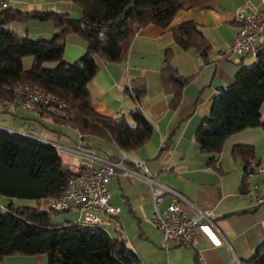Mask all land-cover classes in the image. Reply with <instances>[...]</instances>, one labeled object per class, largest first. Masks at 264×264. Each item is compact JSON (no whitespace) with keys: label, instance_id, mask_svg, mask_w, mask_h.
Here are the masks:
<instances>
[{"label":"trees","instance_id":"trees-1","mask_svg":"<svg viewBox=\"0 0 264 264\" xmlns=\"http://www.w3.org/2000/svg\"><path fill=\"white\" fill-rule=\"evenodd\" d=\"M66 1L78 6L79 17L54 11H22L11 6L0 12V101L5 110L17 108L15 87L19 83L38 86L68 105L61 108L39 104L36 110H28L36 111L37 117L29 118L27 124L39 136L41 118L54 125H67L84 137L113 142L128 154L136 151L150 140L155 129L143 109L146 87L132 88L136 107L129 114L110 117L99 113L88 90V83L99 71L98 59L107 63L125 61L136 33L152 24L167 29L180 47L195 50L206 61L212 45L203 30L193 21L175 25L173 21L178 12L207 7L211 0ZM31 20L52 21L57 32L51 39L34 40L6 27L14 21ZM72 33L86 40L87 49L79 60L70 63L64 60V51L66 38ZM258 50L255 61L241 66L232 85L218 89L210 114L195 134L200 151L209 155L208 165L218 172H222L220 156L231 135L255 127L264 131V40ZM28 56L34 58L30 70L23 65ZM47 63L57 65L48 68ZM197 74L181 75L173 52H166L161 76L164 92L173 95L172 109L179 106L184 88ZM18 132L0 128V195L33 199L36 205L0 203V261L11 255L43 254L49 264H142L122 230L113 235L105 226L52 222L55 213L70 210H55L49 202L67 188L70 177L80 168L66 164L55 145ZM55 132L63 133L60 129ZM172 144L170 136L157 157L170 150ZM233 156L242 159L244 177L258 160L254 145L235 146ZM240 263L264 264V243L252 258Z\"/></svg>","mask_w":264,"mask_h":264},{"label":"crops","instance_id":"crops-1","mask_svg":"<svg viewBox=\"0 0 264 264\" xmlns=\"http://www.w3.org/2000/svg\"><path fill=\"white\" fill-rule=\"evenodd\" d=\"M248 2L253 6L262 5L261 0H211L207 7L177 13L174 25L193 21L209 38L212 48L206 61L195 50L180 47L167 29L151 24L136 33L125 61L107 63L98 59L99 71L88 83L94 108L110 117H121L134 110L136 101L132 97V88L146 87L143 109L155 125L153 135L141 148L127 153L129 158L124 165L134 171L118 170L109 184L112 193L110 203L120 208L119 213L115 216L103 214L108 221L106 228L109 232L115 235L122 230L128 245L139 255L142 264H235L236 258L239 262L252 258L256 249L264 243V204H258L248 194V187L244 184L243 161L233 156L235 146L254 145L258 160L264 163L263 129L250 128L226 140L220 156L222 172L208 165L209 155L202 153L195 141L196 131L210 114L218 89L232 85L241 66L255 61L247 60L253 56L242 57L231 49L233 39L239 32L236 13ZM10 6L22 11H54L73 17L81 15L78 6L66 0H10ZM6 27L27 34L34 40L51 39L57 32L52 21H14ZM263 40H259L257 46ZM86 49L85 39L78 34H69L64 60L75 62L85 54ZM167 51L173 52L174 64L181 75L198 73L184 88L181 103L175 109L170 107L173 95L164 92L161 76ZM23 65L30 70L34 58L25 57ZM56 65L47 63L46 67L54 68ZM261 114L264 118V102ZM35 117L36 111L14 107L5 110L4 103L0 101V128L20 132L31 128L27 124L28 119ZM52 124L40 118L37 132L54 134L64 142L40 135L42 138L78 147V132L76 135L68 131L57 133ZM170 136L173 137L172 148L157 157ZM85 140V151L115 161L121 159L123 150L115 143L99 137H85ZM133 159L144 161L156 180L188 199L190 203H181L186 213L196 214L195 207L210 212L213 224L202 223L191 245L169 244L166 248L160 230L151 220L154 203L150 183L139 175L144 170L136 166ZM94 164L97 167L102 165L98 161ZM67 212H72L71 216L76 217L73 223L79 221L81 214L78 209ZM0 264L49 263L46 256L40 254L11 255Z\"/></svg>","mask_w":264,"mask_h":264},{"label":"built area","instance_id":"built-area-1","mask_svg":"<svg viewBox=\"0 0 264 264\" xmlns=\"http://www.w3.org/2000/svg\"><path fill=\"white\" fill-rule=\"evenodd\" d=\"M261 4V6H253L250 2L245 3L236 13L239 32L233 39L231 49L242 57L257 56L259 52L257 42L264 39V0H261ZM8 7H10V0H0V12ZM14 95V105L17 108L36 110L39 104L44 106L56 104L61 108H68L67 103L57 95L27 83H19L15 87ZM18 133L51 143L64 152L87 158V161L79 167V171L70 177L67 188L49 202L51 208L78 209L81 214L78 222L85 226L104 227L108 221L103 214L115 216L119 213L120 208L110 203L112 193L109 190V184L118 174V170L134 171L124 165V161L129 158L126 152L123 151L121 159L115 161L85 151L87 141L83 135H80L78 147L75 148L51 142L30 129ZM96 161L101 162L102 165L95 166ZM133 161L136 166L144 170L139 175L150 183L154 203L151 220L160 230L166 248L169 244L191 245L197 228L202 223L213 224L210 212L201 211L195 207L196 214L186 213L181 207L182 202L190 203L185 196L156 180L144 161L134 159ZM244 184L248 187V194L255 198L258 204H264V163L262 161L257 160L253 165L244 177ZM235 264H241L237 258Z\"/></svg>","mask_w":264,"mask_h":264},{"label":"rangeland","instance_id":"rangeland-1","mask_svg":"<svg viewBox=\"0 0 264 264\" xmlns=\"http://www.w3.org/2000/svg\"><path fill=\"white\" fill-rule=\"evenodd\" d=\"M247 60H255V58L251 57V58H247ZM251 65V64H250ZM35 115V113H34ZM52 128L53 129H61L62 131H68L70 134L74 133V135H76V131L73 130L72 128H70L69 126L67 125H54L52 124ZM41 136H47L48 138H53L55 140H58V142H64L63 139H59L58 137H56V135L54 134H51V135H47V134H44L43 132H39ZM61 152V155L63 157V161L66 163V164H70L71 166H73L74 168H77L78 165L79 167L81 166V164L85 163L87 158L85 157H80L78 155H74V154H70V153H67V152H64L62 150H60ZM3 198L2 200H0V203L1 204H8L10 203L11 201L14 202V204L16 206H34L36 205V201L33 200V199H19V198H9V197H6V196H3V195H0V199ZM48 205L45 204V207H47ZM73 213L72 212H63V213H55L53 216H52V222L54 224H64V223H71L73 221H75L76 217L75 216H71ZM71 216V218H69ZM69 218L70 220H65ZM106 227V226H105ZM107 229V228H106ZM108 230V229H107ZM109 231V230H108Z\"/></svg>","mask_w":264,"mask_h":264},{"label":"water","instance_id":"water-1","mask_svg":"<svg viewBox=\"0 0 264 264\" xmlns=\"http://www.w3.org/2000/svg\"><path fill=\"white\" fill-rule=\"evenodd\" d=\"M135 1V0H134Z\"/></svg>","mask_w":264,"mask_h":264}]
</instances>
